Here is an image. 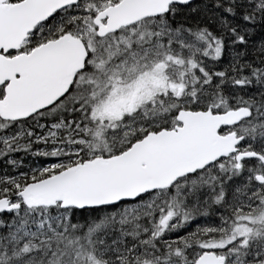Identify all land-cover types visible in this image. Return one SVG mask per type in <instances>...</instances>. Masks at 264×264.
<instances>
[{
  "label": "snow or ice",
  "instance_id": "6c2138e0",
  "mask_svg": "<svg viewBox=\"0 0 264 264\" xmlns=\"http://www.w3.org/2000/svg\"><path fill=\"white\" fill-rule=\"evenodd\" d=\"M0 264H264V0H0Z\"/></svg>",
  "mask_w": 264,
  "mask_h": 264
}]
</instances>
